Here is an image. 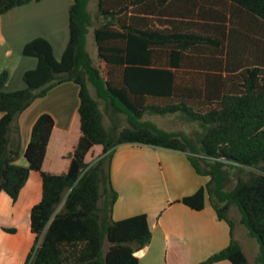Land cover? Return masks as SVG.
Listing matches in <instances>:
<instances>
[{"label": "trees", "instance_id": "1", "mask_svg": "<svg viewBox=\"0 0 264 264\" xmlns=\"http://www.w3.org/2000/svg\"><path fill=\"white\" fill-rule=\"evenodd\" d=\"M38 1L0 0V15ZM72 1L61 59L36 38L22 51L37 59L22 76L24 89L3 92L8 75L0 73V193L14 203L31 171L41 178L25 264H138L135 254L151 239L146 215L111 217L110 165L124 144L184 153L208 178L179 201L194 211L207 202L230 228L227 247L202 264H249L233 237V207L264 264V0H224L227 16L208 0H96L94 11L91 0ZM68 82L79 99L70 130H55L41 114L24 151L27 166L16 165L19 115ZM147 114H178L199 130L193 138L164 131L142 121ZM116 115L127 125L116 126Z\"/></svg>", "mask_w": 264, "mask_h": 264}, {"label": "crops", "instance_id": "2", "mask_svg": "<svg viewBox=\"0 0 264 264\" xmlns=\"http://www.w3.org/2000/svg\"><path fill=\"white\" fill-rule=\"evenodd\" d=\"M72 2L39 0L0 15V73L8 75L3 92L24 89L23 74L36 67L37 59L22 53L29 41L45 39L54 58L61 59L68 43V9ZM78 106V86L71 82L34 100L18 117L20 155L15 164L27 166L24 151L31 128L41 114L52 117L55 130L67 132ZM110 180L117 192L112 219L120 221L139 214L147 217L151 239L135 254L138 264H202L229 244V226L216 218L207 202L201 211L179 202L208 181L194 171L186 154L151 146L119 145L113 151ZM40 199L41 178L35 171L29 173L14 203L0 193V264H25L34 238L29 228L30 210ZM232 222L233 237L238 242L241 233L235 232V224H240L238 219Z\"/></svg>", "mask_w": 264, "mask_h": 264}, {"label": "rangeland", "instance_id": "3", "mask_svg": "<svg viewBox=\"0 0 264 264\" xmlns=\"http://www.w3.org/2000/svg\"><path fill=\"white\" fill-rule=\"evenodd\" d=\"M208 3L210 5H208V4L207 5L210 8L215 9L217 11H220V12L224 13L226 16L230 10V5L224 0H208ZM95 5H96V0H91L89 2V5H88L89 10L94 11ZM87 48H88V51L90 53L91 58L94 59L96 56V50H95L93 40L90 36L88 38ZM91 94L94 96L93 91H91ZM100 108L103 111V105L102 104L100 105ZM115 118L117 120L116 126H119V128L127 125L126 120L122 115H116ZM141 120L142 121L143 120L149 121V122L153 123L157 128L162 129L164 131L181 132L184 135H187L191 138H193V134H194L193 132H197L199 130L197 125L183 120V118L178 114L167 115V116L147 114V115H144ZM104 124L106 127H108L111 124L109 121V118L106 115H104ZM201 177L207 178L204 176H201ZM136 178H137V180H140L138 177H136ZM152 181L153 180H151V182ZM154 187L157 188L156 186H154ZM228 214H229L228 216L233 221H236L239 218L238 212L234 207L228 211ZM240 226L235 224V232L239 231V233H241L240 235L238 234L240 236V237L238 236L239 237L238 242L242 246V249L246 255L248 263L249 264H258L257 263V255H258L257 242L254 239H252L249 235H247L248 233L244 229V227H242V226L240 227Z\"/></svg>", "mask_w": 264, "mask_h": 264}]
</instances>
